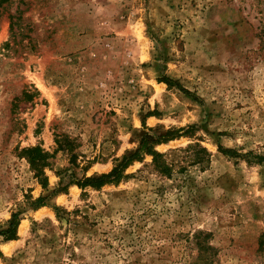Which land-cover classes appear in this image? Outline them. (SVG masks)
Masks as SVG:
<instances>
[{
    "label": "rangeland",
    "instance_id": "rangeland-1",
    "mask_svg": "<svg viewBox=\"0 0 264 264\" xmlns=\"http://www.w3.org/2000/svg\"><path fill=\"white\" fill-rule=\"evenodd\" d=\"M186 125L192 137L155 146L171 177L145 156L119 183H73L109 171L143 134ZM195 142L207 162H193ZM35 145L50 155L44 188L21 153ZM254 155L264 0H0V229L20 216L0 264H191L199 240L213 264H264Z\"/></svg>",
    "mask_w": 264,
    "mask_h": 264
},
{
    "label": "trees",
    "instance_id": "trees-1",
    "mask_svg": "<svg viewBox=\"0 0 264 264\" xmlns=\"http://www.w3.org/2000/svg\"><path fill=\"white\" fill-rule=\"evenodd\" d=\"M162 81V79H159ZM168 87L174 86L171 79L163 80ZM185 91V89H182ZM147 115H153L147 113ZM193 125H186L182 127H170L164 131L163 134L152 135L149 133L143 134L140 139V143L137 148L133 150L125 151L119 159H116V163L111 169L105 173H94L89 176H84L82 179L73 181L79 188L84 189L85 187L99 188L105 184H116L122 179L128 177L125 173V169L132 164L134 161H142L145 156L151 157V165L160 175L171 177L174 169L171 163H168L165 158V154L155 149L156 145L161 143H167L170 140L178 139L180 137H192ZM149 129V128H148ZM187 148L194 149V158L192 159L195 163L207 162L208 152L205 147L195 142L188 144ZM218 149L224 155L239 156L231 149L221 147L218 145ZM21 153L26 157L27 162L30 166L33 176L39 181L41 186H46V176L44 169L50 165V155L44 151L40 146H29L21 149ZM243 157L248 156L243 154ZM255 162L264 161V156L254 155ZM31 206L34 208L45 205L44 197H38L35 200H31ZM54 212L58 216L59 207H53ZM20 221L19 212H12L10 218L6 221L5 227L0 229V237L4 240H12L16 238L17 226ZM208 238V234H205ZM203 239V238H202ZM203 241V242H202ZM215 249L207 244L204 240L198 242V255L195 261L191 264H213V253Z\"/></svg>",
    "mask_w": 264,
    "mask_h": 264
}]
</instances>
